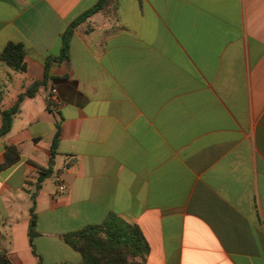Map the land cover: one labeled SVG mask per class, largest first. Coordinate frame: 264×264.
<instances>
[{
  "label": "crops",
  "instance_id": "1",
  "mask_svg": "<svg viewBox=\"0 0 264 264\" xmlns=\"http://www.w3.org/2000/svg\"><path fill=\"white\" fill-rule=\"evenodd\" d=\"M98 1L0 0V54L26 53L24 72L0 61L1 102L42 83L0 138V165L20 153L0 171V254L80 264L64 236L117 215L145 264H264V0H111L47 68Z\"/></svg>",
  "mask_w": 264,
  "mask_h": 264
},
{
  "label": "trees",
  "instance_id": "2",
  "mask_svg": "<svg viewBox=\"0 0 264 264\" xmlns=\"http://www.w3.org/2000/svg\"><path fill=\"white\" fill-rule=\"evenodd\" d=\"M111 0H99L91 10L85 12L63 36V45L61 55L58 58L47 61L46 67L49 68L53 62H64L69 59L70 42L77 25L84 22L91 16L104 10ZM25 50L23 45L9 43L0 54V61L7 67L17 72L25 71ZM42 83L34 84V91L19 95L17 101L6 110H0V118L2 121L0 127V138L7 135L11 130L14 117L20 110V105L26 97H33L36 89ZM36 88V89H35ZM1 103V96H0ZM58 141V133L54 138L52 148V159L50 165L52 167L55 157V148ZM20 161V153L14 146H7L5 152V162L0 165V171L6 170ZM52 175V170L46 171L42 179H46ZM36 217L33 214L29 238L31 245L36 236L35 232ZM64 242L73 250L81 255L80 264H145L147 255L150 252L149 244L139 226L130 224L117 215H110L108 219L100 226L90 227L75 233L64 236ZM0 264H12L5 253L0 254ZM69 264V263H60Z\"/></svg>",
  "mask_w": 264,
  "mask_h": 264
},
{
  "label": "built area",
  "instance_id": "3",
  "mask_svg": "<svg viewBox=\"0 0 264 264\" xmlns=\"http://www.w3.org/2000/svg\"><path fill=\"white\" fill-rule=\"evenodd\" d=\"M53 101L58 102V99L56 98V91L53 90ZM56 186H57V190L59 193H64L67 188L65 185V182L63 180V177L61 174H57L54 178Z\"/></svg>",
  "mask_w": 264,
  "mask_h": 264
},
{
  "label": "rangeland",
  "instance_id": "4",
  "mask_svg": "<svg viewBox=\"0 0 264 264\" xmlns=\"http://www.w3.org/2000/svg\"><path fill=\"white\" fill-rule=\"evenodd\" d=\"M9 69V68H8ZM10 70V69H9ZM5 79H6V77H5ZM15 97L12 95V96H10L8 99H9V101L8 100H5V102H1L0 103V110H4V109H7V108H10L13 104H12V102L11 101H13V99H14Z\"/></svg>",
  "mask_w": 264,
  "mask_h": 264
}]
</instances>
